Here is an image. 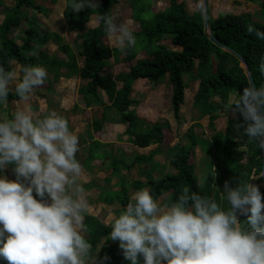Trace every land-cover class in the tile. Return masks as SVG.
I'll list each match as a JSON object with an SVG mask.
<instances>
[{
	"label": "trees",
	"instance_id": "16d2710c",
	"mask_svg": "<svg viewBox=\"0 0 264 264\" xmlns=\"http://www.w3.org/2000/svg\"><path fill=\"white\" fill-rule=\"evenodd\" d=\"M57 1L14 0V6L4 11L5 19L0 25V66L15 71L14 62L21 68L25 65L45 67L49 64L54 68L57 77H60L62 67L69 69L66 73L68 77L72 69H76L79 77L87 82L81 87L87 104L95 103L102 106L100 118L93 122L96 132L102 130L104 122L111 121L114 124L126 125L125 133L135 146L146 148L155 143L164 144V130L170 128V122H162L159 119L150 122L139 116L136 108H133L134 105L140 104L139 100L132 97L135 81L147 79L158 85L167 78L171 86V103L176 119H181V108L185 104L188 84L184 75H189V80L198 81L194 106L200 111L202 118H209L208 125L215 131L207 145V155L211 159L205 180L201 183L196 174L195 148L200 144V139L191 130L190 143H176L168 149L171 152L169 163L176 172L165 173V169L160 168L159 163L153 164L145 173L146 181L132 179L130 186L134 191L147 188L157 200L165 196L161 202L165 203L169 198L173 200L177 198L182 188L187 186L191 191L219 202L222 199L225 181H229V186L235 188L240 178L247 180L264 171L263 149L237 127V124L246 126L247 122L239 113L234 117L229 112L230 93L237 90L242 94L249 80L257 87L264 84V74L259 69L261 61L264 60V41L247 32L249 25L264 31L263 21L256 20L250 12L241 14L224 12L217 17H210L207 13L205 18L201 16L198 8L190 12L186 0H168L165 8L157 10L152 19H147L136 15V9H141V12L147 9L139 6L141 0H131L134 19L139 22L141 30L133 32L137 41L136 46L127 49L126 54H123L130 69L121 71L112 78L104 74V69L112 57L119 60L122 53L119 49L101 44L100 38L106 37L102 23L94 28L88 27L87 24L93 15L99 18L101 15L114 14L115 6L121 0H98L100 4L98 9L91 10L86 7L78 13L70 7L72 0H67L63 17L68 31L77 33L83 39L79 52L84 59L83 66H79L75 52L64 42L61 34L42 32L36 19L31 16L33 10L49 17ZM261 5L264 8V0ZM206 22L209 24L210 35L205 29ZM23 24L26 26L25 36L22 38L23 42L19 43L13 31L21 30ZM51 41L58 45L68 60L49 56L43 48ZM170 45L179 46L181 50L172 49ZM37 51L39 54H36ZM142 52H146L147 56L131 64ZM240 58L247 64L249 76L241 66ZM100 91L105 92L109 103L104 102ZM215 98L219 101L217 102ZM13 100L21 99L12 89L8 101ZM111 109L115 110L117 117L109 120L108 112ZM221 110L228 115V119L225 129L219 131L215 124L221 116ZM93 142L95 148L89 149L86 165L91 164L96 158H108L109 152L99 149L103 143L99 140ZM110 144L106 143L105 146H111ZM160 152L161 149L157 147L148 154L136 155L132 165L114 157L109 166L112 168V174L117 175L123 164L131 169L137 163H154V157ZM157 170L160 175L154 174ZM249 182L255 185L262 183L264 177ZM130 186L123 184L120 190L101 191L99 198L110 205L118 202L121 213L130 200ZM259 190L264 197V186L259 187ZM238 218L243 222L247 217L238 214ZM84 224L88 229L86 239L92 244V251L99 252L97 264L105 255L109 259L104 261V264H130L119 248V241L109 239L110 225L89 213L85 215ZM0 264L8 262L0 258ZM140 264H143L142 258Z\"/></svg>",
	"mask_w": 264,
	"mask_h": 264
},
{
	"label": "clouds",
	"instance_id": "9594fccd",
	"mask_svg": "<svg viewBox=\"0 0 264 264\" xmlns=\"http://www.w3.org/2000/svg\"><path fill=\"white\" fill-rule=\"evenodd\" d=\"M70 7L78 13L100 4L72 0ZM197 8L206 18L204 0ZM97 22L110 46L122 54L136 46L129 22L117 23L115 14L101 15ZM247 32L264 41V31L249 25ZM259 69L264 74V60ZM21 73L18 77L0 66V105L8 103L11 85L26 101L48 78L43 66L25 65ZM229 104V112L247 122L237 127L264 151V84L257 87L249 80L242 94L230 93ZM79 150V137L56 111L41 118L16 110L12 118L0 119V173L12 166L16 177L0 176V258L8 264H97L99 252L92 251L84 235L89 203L81 181L84 169L76 158ZM258 177L264 173L240 178L235 188L225 181L219 202L187 186L165 203L147 188L137 190L114 216L109 239L119 241L130 264H140L141 258L143 264H264V197L249 182ZM107 259L105 255L99 264Z\"/></svg>",
	"mask_w": 264,
	"mask_h": 264
},
{
	"label": "rangeland",
	"instance_id": "374dc122",
	"mask_svg": "<svg viewBox=\"0 0 264 264\" xmlns=\"http://www.w3.org/2000/svg\"><path fill=\"white\" fill-rule=\"evenodd\" d=\"M186 1L190 12L197 9L199 0ZM131 2V0H121L120 3L115 6L114 14L117 16V23L127 21L133 32H136L141 30V26L139 22L134 19ZM0 3L1 25L5 19L4 11L11 9L15 2L14 0H0ZM204 3L207 6L210 17H217L220 13L224 12H232L234 14L250 12L256 20L264 22V8L261 5L262 0H204ZM66 4L67 0H58L53 13L49 17H45L33 10H31V16L36 19L42 32H56L61 34L65 40L64 42L68 43L75 52L79 66H83L84 59L79 55L83 39L77 33H70L67 29V24L63 17ZM167 5L168 0H141L139 1V6L147 9L143 12H141V9H136V15L152 19L157 10L163 9ZM97 21V15H93L91 21L87 24L88 27L94 28L98 26L99 23ZM25 29L26 26L23 24L21 30L15 29L13 31V35H15L17 42H23L22 38L25 36ZM100 39L102 45H111L107 37H101ZM110 47L112 49H118V47L115 46ZM170 47L176 50L179 49L172 45H170ZM43 49H45L52 58L58 57L59 59L68 60V57L53 41L49 42ZM36 54H39V52L37 51ZM146 56V52L139 53L131 64L136 63L138 59ZM124 57L123 54L119 56V60L112 57L107 62L108 64L104 69V74L114 78L117 73L128 71L130 66ZM13 64L17 76L21 77L20 65L15 62ZM44 68H46L48 73V78L44 85L35 88L30 98L26 101L13 100L8 101L6 105H0V119L5 117L12 118L16 110H25L41 118L51 111H56L68 120L70 131L79 137L80 150L76 154V158L84 169L81 181L86 189V196L89 203L87 213L99 217L105 224L111 226L114 216L120 214L121 206L118 202L111 205L102 202L99 198L101 191H116L120 189L123 184L130 186L132 179L145 180V173L153 167L152 164H155V162L144 164L137 163L131 169L123 164L120 173L114 175L112 174V168L109 166L112 158L116 157L122 159L126 164L132 165L136 155H139V153H148L151 149L159 147L162 152L158 154L160 156H155L154 161H159L157 163L160 164V168L162 166L161 164H164L162 169H165V173H174L176 169L168 163L171 157V152L168 151V149L176 143H190L189 131L191 130L197 138L200 139V144L195 148L194 163L196 166V174L201 183L205 180L209 171V161L211 159L207 155V145L211 142V138L215 134V131L208 125L209 118H202L200 111L194 106V95L198 88V81L189 80V75H184L188 87L185 93V104L181 108V119L175 118L171 103V86L167 78L163 80V83L158 85H154L147 79H140L141 81L138 82L135 81L133 85L135 90L133 91L132 97L139 100L140 104L134 105L133 108H136L139 116L150 122H154L157 119L162 122H170V128L164 130V144L155 143L147 148H139L130 142L129 136L120 126L114 125L111 121L104 122L102 130L96 132L93 122L95 119L100 118L102 106L95 103L87 104V100L82 93L83 91H81V87L87 82L79 77L76 69H72L71 75L68 77L66 73L69 69L67 67H62L61 75L57 77L51 65H45ZM10 87L14 90V84ZM100 93L104 102L109 103L105 92L100 91ZM215 100L217 102L219 101L218 98H215ZM114 111L115 110L111 109L108 112L109 120L113 117H117V113ZM220 115L221 116L216 121L215 127L217 130L222 131L226 127L228 115H226L223 110L220 111ZM94 140H99L103 143L101 144L103 146L99 147V149L108 151V158H96L91 164L89 163V165H86L89 149L95 148ZM106 143H111V146H105ZM154 174L160 175V172L157 170ZM0 176H6L9 180L16 179L12 171V166H9L3 173H0ZM256 185L258 187H263L264 182ZM134 192L135 191L130 186V194L132 195ZM164 197L165 196L161 197L158 201L162 202ZM84 235L86 238L88 237L87 232L84 233ZM103 242L105 241L103 240Z\"/></svg>",
	"mask_w": 264,
	"mask_h": 264
},
{
	"label": "built area",
	"instance_id": "2783aa9c",
	"mask_svg": "<svg viewBox=\"0 0 264 264\" xmlns=\"http://www.w3.org/2000/svg\"><path fill=\"white\" fill-rule=\"evenodd\" d=\"M205 29H206V32L210 35V29H209V25L207 22L205 24ZM224 50H227V49L224 48ZM240 63H241V66L244 68L245 73L249 76V72L247 70V64L244 62L242 58H240ZM263 155H264V151H263ZM262 173H264V171Z\"/></svg>",
	"mask_w": 264,
	"mask_h": 264
},
{
	"label": "crops",
	"instance_id": "0c3cea01",
	"mask_svg": "<svg viewBox=\"0 0 264 264\" xmlns=\"http://www.w3.org/2000/svg\"><path fill=\"white\" fill-rule=\"evenodd\" d=\"M174 46V45H173ZM175 47H178L179 49H177V50H181V47H179V46H175ZM174 49V48H173ZM176 50V49H175ZM138 81H141L140 79H138V80H136V82H138ZM135 90V89H134ZM169 95H170V91H169ZM152 114V113H151ZM158 120V119H157ZM114 125H116V126H120L121 128H122V130H126V125L125 124H114ZM156 148V147H155ZM154 148V149H155ZM151 150H153V149H151ZM139 154H148V153H139ZM160 154H161V152H160ZM157 156V155H156ZM158 156H160V155H158ZM154 162H159V161H154ZM162 165V167H164V164H161ZM142 180H144V179H142Z\"/></svg>",
	"mask_w": 264,
	"mask_h": 264
}]
</instances>
